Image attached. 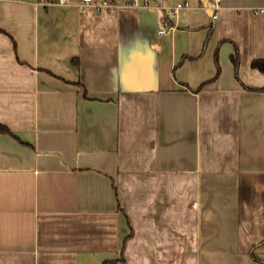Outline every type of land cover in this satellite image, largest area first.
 Here are the masks:
<instances>
[{"label": "crops", "instance_id": "1", "mask_svg": "<svg viewBox=\"0 0 264 264\" xmlns=\"http://www.w3.org/2000/svg\"><path fill=\"white\" fill-rule=\"evenodd\" d=\"M162 1L0 0V264H264V0Z\"/></svg>", "mask_w": 264, "mask_h": 264}, {"label": "built area", "instance_id": "2", "mask_svg": "<svg viewBox=\"0 0 264 264\" xmlns=\"http://www.w3.org/2000/svg\"><path fill=\"white\" fill-rule=\"evenodd\" d=\"M39 3L44 4V5H49V4H53V3H64L65 0H38ZM83 4H90L95 6L96 8H104L107 9L108 11H114L116 10L119 6H144V7H150V8H160L163 9L165 8V4L163 3L162 0H129V1H125L123 3H118L114 0H82ZM187 4L186 1L184 2H177L176 4L167 7L169 8V10L171 12H175L177 9H179L180 7H183ZM219 7V3L218 0L215 1V4L213 6V13H212V17L215 18L217 16V9ZM254 12L257 11H264V8H253L252 9ZM167 27L163 26L161 28H159L158 32L159 33H163L164 31H166Z\"/></svg>", "mask_w": 264, "mask_h": 264}, {"label": "trees", "instance_id": "3", "mask_svg": "<svg viewBox=\"0 0 264 264\" xmlns=\"http://www.w3.org/2000/svg\"><path fill=\"white\" fill-rule=\"evenodd\" d=\"M253 65H259V61L255 60L252 63ZM264 70V61H263V66L261 67ZM0 130L5 131L8 130V128L5 125L0 124ZM116 259H108V260H104L103 264H109L113 261H115Z\"/></svg>", "mask_w": 264, "mask_h": 264}]
</instances>
